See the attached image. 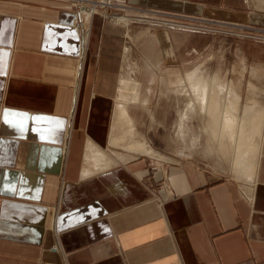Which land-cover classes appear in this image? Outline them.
Instances as JSON below:
<instances>
[{
    "label": "crops",
    "instance_id": "obj_1",
    "mask_svg": "<svg viewBox=\"0 0 264 264\" xmlns=\"http://www.w3.org/2000/svg\"><path fill=\"white\" fill-rule=\"evenodd\" d=\"M120 1L264 29V0ZM78 3L82 30L72 0H0V264H264V127L249 198L188 166L123 161L111 138L124 29ZM169 34L184 65L191 34ZM5 112L27 119L10 128Z\"/></svg>",
    "mask_w": 264,
    "mask_h": 264
},
{
    "label": "rangeland",
    "instance_id": "obj_2",
    "mask_svg": "<svg viewBox=\"0 0 264 264\" xmlns=\"http://www.w3.org/2000/svg\"><path fill=\"white\" fill-rule=\"evenodd\" d=\"M98 3L99 7H94ZM88 4V20L92 21L96 15L103 16V25L115 24L124 29L122 86L119 87L116 107L123 98L130 101L129 112L135 122V131L157 157L151 158L140 152L130 154L128 145H112L118 149L115 152L123 157V161L145 159L149 171L163 175L168 167H191L214 181H226L236 188L238 194L242 192L249 198L248 180L243 174L232 171V150L227 145L211 141L204 131L208 124L206 115L181 121L180 116L186 111L189 99L180 97L176 90L179 83H185L192 74L203 82L217 78L224 85H232L231 89L234 87L233 94L224 101L226 105L233 106L238 93L240 104H236L234 111L237 116L241 113L240 118L250 117L258 112L264 115V66H257L258 59L264 65V29L199 24L192 19L181 20L172 15L132 10L120 0H89ZM72 5L76 23L82 30L81 8L84 7L78 0H72ZM184 30L191 34L186 42L188 56L184 65H178L169 31ZM193 46L198 50L202 48V53L194 56L189 49ZM124 79H129V84L124 83ZM221 99L224 98L221 96ZM123 133V128L117 127L114 136L120 137Z\"/></svg>",
    "mask_w": 264,
    "mask_h": 264
},
{
    "label": "bare ground",
    "instance_id": "obj_3",
    "mask_svg": "<svg viewBox=\"0 0 264 264\" xmlns=\"http://www.w3.org/2000/svg\"><path fill=\"white\" fill-rule=\"evenodd\" d=\"M120 26L122 25L120 24ZM186 79L185 83H179L176 90L180 97L189 99L188 105H186L187 107L185 106L186 111L180 116L181 121L183 122L184 118L189 119L190 117L206 115L208 124L204 131L211 141L220 145H227L232 150L234 154L232 171L234 173L243 174L248 180V183L251 184V179L256 172L260 137L264 127L263 113L258 112L250 117H243L241 115L242 117L240 118L239 116L241 113L237 116L234 112L236 110L235 107L238 106L236 104H240L238 93L235 95L233 106L226 105V102H224L227 101V97H230L234 92V87L231 89L232 85H224V83L219 79L217 80V78H215L216 80L212 79L203 82L200 81V78L195 74L189 75ZM122 80L121 82L123 83ZM128 80L124 79V83L129 84ZM221 96L224 99H221ZM129 102L127 98H123V100L117 104L113 129L122 127L124 133L121 134L120 137L112 136L111 143L115 146L128 145L129 153L140 152L142 153L141 155L155 158L157 155L153 153L142 139H140L137 130L135 131V122L129 112ZM244 108H246V106H244ZM253 109L255 110L256 108ZM181 124L183 125V123Z\"/></svg>",
    "mask_w": 264,
    "mask_h": 264
},
{
    "label": "snow or ice",
    "instance_id": "obj_4",
    "mask_svg": "<svg viewBox=\"0 0 264 264\" xmlns=\"http://www.w3.org/2000/svg\"><path fill=\"white\" fill-rule=\"evenodd\" d=\"M9 116H12V117L20 119V120L27 119V117H24L22 114H19V113L5 112L4 113V117H5L4 123L10 128H15V127H17V125L13 124L11 121L8 120ZM32 119L37 120L40 118L34 117Z\"/></svg>",
    "mask_w": 264,
    "mask_h": 264
}]
</instances>
